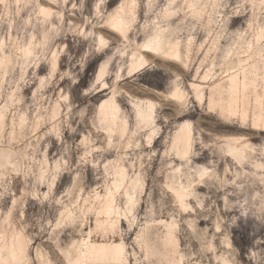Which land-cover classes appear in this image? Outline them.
Returning <instances> with one entry per match:
<instances>
[{
    "label": "rangeland",
    "instance_id": "374dc122",
    "mask_svg": "<svg viewBox=\"0 0 264 264\" xmlns=\"http://www.w3.org/2000/svg\"><path fill=\"white\" fill-rule=\"evenodd\" d=\"M187 1L0 0V264H264V0ZM122 3L126 36L107 24ZM155 26L183 61L128 76ZM112 95L124 133L100 121ZM137 100L156 106L151 140Z\"/></svg>",
    "mask_w": 264,
    "mask_h": 264
},
{
    "label": "bare ground",
    "instance_id": "6f19581e",
    "mask_svg": "<svg viewBox=\"0 0 264 264\" xmlns=\"http://www.w3.org/2000/svg\"><path fill=\"white\" fill-rule=\"evenodd\" d=\"M195 3H196V0H188L186 2L187 6L189 7V10L191 9L192 14L196 12V10H193V6L195 5ZM124 8L125 7L123 3L118 5L114 13L109 15L107 19V24L115 32L117 31L123 36H126L127 30H128L127 29L128 19H127L126 13L128 12L125 13ZM43 10L44 12L49 13V10L47 9H43ZM170 13L173 14V12H170ZM99 42L104 43L105 40L102 37H100ZM30 47H32V45H30ZM29 48L26 47V50H29ZM141 50L142 52H136L131 56L128 76L133 75L139 69H141L144 65L148 64L147 55H152L154 57H163L165 59L178 61V62H182L184 59V55L182 54V51L179 48V41L177 38H175L174 33L171 32L169 29H167L166 31H162L159 27H156L152 36L141 45ZM103 67H104V64L99 65L100 70ZM208 75L209 73L206 72L202 78L206 79ZM190 87L192 88L195 96L197 97L199 104H202L203 99H204L203 92H202L203 86L198 83H191ZM168 96L170 99L177 101V102H179L184 97V90L181 84L176 81V79H174L173 88L168 93ZM134 105L136 108V114L141 119L139 124L141 127H147L150 130L149 135H148V140H151L153 132H154V126H153V119L155 118L154 114L158 115L156 106H154V103L152 100H144V101L137 100L134 103ZM97 108H98V113L101 116L100 121L106 125L108 130H113L115 127H118L119 132L121 133H124L127 130V120L121 117V114H120L121 108L119 104L116 102V100L114 99L113 95L110 96L108 99L101 100L99 104L97 105ZM190 135H191V130L185 123L182 124L181 127H179L178 129L174 130V138L182 140L181 156L183 157H185L188 152L187 148L190 145ZM206 170H207L206 167L200 166L196 169V172L201 177L205 174ZM117 174L119 178L123 180L125 178V169L123 167H120L118 170L117 168ZM176 184L177 185L171 186L176 194L175 196H177L176 198L179 199V204H181L182 206H186L188 202L186 201L185 198L188 196V194H190V192H188L185 184L182 183L181 181H177ZM104 196L106 197L104 206L106 207L107 210L110 211V209H113L111 208L112 207L111 206V202H112L111 193L109 192ZM21 250H22V244L19 241H14L8 246L9 255L11 259L15 261L20 259V257L22 256Z\"/></svg>",
    "mask_w": 264,
    "mask_h": 264
}]
</instances>
